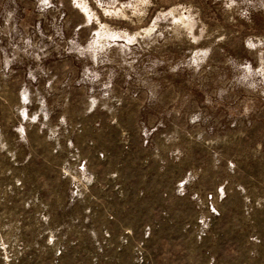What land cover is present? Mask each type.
Here are the masks:
<instances>
[{"label":"rangeland","instance_id":"rangeland-1","mask_svg":"<svg viewBox=\"0 0 264 264\" xmlns=\"http://www.w3.org/2000/svg\"><path fill=\"white\" fill-rule=\"evenodd\" d=\"M0 264H264V0H0Z\"/></svg>","mask_w":264,"mask_h":264}]
</instances>
